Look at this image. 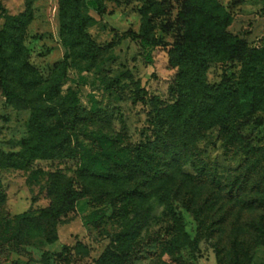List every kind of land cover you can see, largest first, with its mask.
Instances as JSON below:
<instances>
[{
  "label": "rangeland",
  "instance_id": "obj_1",
  "mask_svg": "<svg viewBox=\"0 0 264 264\" xmlns=\"http://www.w3.org/2000/svg\"><path fill=\"white\" fill-rule=\"evenodd\" d=\"M0 1L5 11L0 10V31L5 28L7 17L24 14L29 17L20 30L23 48L20 54L32 67L35 78L43 80L37 90L54 87L53 77H61L48 105L58 109L74 93L80 111L87 117L70 132L72 146L78 149L76 158L37 160L22 169L1 171L0 193L5 202L0 203V264H97L109 252L117 255L112 264H158L159 255L166 264H218L213 247L217 239L203 240L199 250L194 251L198 225L177 200L167 196L159 203V198L137 196L131 201L119 197V184L102 177L109 163L126 162L132 149L154 139L159 123L157 108L175 104L182 89L188 92L189 87L182 86L179 80L178 68L169 63V49L182 42L186 32L179 16L185 0H105L103 16L90 10L97 24L87 32L104 50L103 59L92 68L83 63L70 66V61L65 60L59 0ZM216 1L230 15L226 33L242 41L245 48L244 54L236 59L210 63L205 83L212 94L239 91L243 102L246 98L242 75L247 55L264 49V0ZM149 7L157 41L150 59L135 37L141 30L143 12ZM263 66L264 61L248 74L250 86L258 82L257 72L264 73ZM93 106L97 107L99 117L91 119L89 112ZM29 123L30 113L10 106L0 87V148L8 153L20 150L29 138ZM227 127L251 145L264 148L263 110L242 107ZM218 133V130L213 133L215 140L201 143L203 157L220 171L233 172L242 165L244 157L219 140ZM90 161L97 169L90 174L92 177L82 171ZM83 189L87 198L77 202L75 211L65 218L55 244L49 245L42 239L26 243L23 237L16 236L20 215L30 211L37 215ZM160 191V196L167 193V186L163 185ZM106 205H110V210L99 223L84 224L83 216ZM253 216L246 212L243 220L249 221ZM227 232L229 237L230 228ZM164 243L180 247L174 260L164 254ZM227 244L230 248V240ZM228 260L229 257L226 264ZM240 262L249 263L243 256ZM251 264H264L261 240Z\"/></svg>",
  "mask_w": 264,
  "mask_h": 264
},
{
  "label": "trees",
  "instance_id": "obj_2",
  "mask_svg": "<svg viewBox=\"0 0 264 264\" xmlns=\"http://www.w3.org/2000/svg\"><path fill=\"white\" fill-rule=\"evenodd\" d=\"M104 1L59 0L60 38L66 49L65 60L70 61V66L83 63L92 68L103 59L104 50L87 30L97 24L90 10L103 16ZM0 10L5 12L1 1ZM149 10L152 7L143 12L140 33L135 35L148 59L151 50L157 46ZM179 16L186 32L182 42L169 49V63L178 68L179 80L182 86L189 87L188 92L184 93L182 89L175 104L166 109L157 108L159 123L154 139L132 149L126 162L114 160L109 163L102 177L119 184V197L131 201L140 196L159 198V203H163L165 197L171 196L197 222L194 251L199 250L203 240L217 239L213 247L218 264H226L228 257V264H241V256L249 262L245 264H251L254 250L259 247L260 240L264 242V148L251 145L227 125L237 118L242 107L264 111V73L257 72L258 82L251 86L247 78L256 65L264 61V49L247 55L242 75L246 98L243 102L239 91L212 94L205 83L208 65L240 57L244 54V43L226 33L230 15L216 0H185ZM26 18H29L27 14L7 17L5 28L0 31L3 97L15 110L30 113L29 138L22 148L12 153L0 148V174L3 169H22L37 160L76 158L78 149L72 146L70 132L79 121L87 118L80 111L79 99L74 93H70L68 101L60 104L58 109L48 105L60 76L53 77L54 87L37 90L43 80L35 78L32 67L20 54L23 49L20 30L26 24ZM44 96L48 99L44 100ZM89 114L91 119L98 118L97 107L93 106ZM217 130L219 140L244 157L242 165L233 172L224 173L203 157L201 143L215 140L213 133ZM85 152L88 153V149ZM82 171L91 176L97 169L90 161ZM163 185L167 186V193L160 196ZM86 198L83 189L63 198L56 207L42 209L37 215L31 211L20 215L16 236L23 237L26 243L42 239L49 245L55 244L65 218L75 211L77 202ZM3 202L4 196L0 193V203ZM109 210L110 205H106L83 216L82 220L86 226L97 224ZM246 212L254 215L249 221L243 220ZM229 228L231 237H227ZM227 240H230V248ZM162 249L172 260L180 251L175 243H164ZM115 256L111 252L105 253L97 264H112L116 262ZM157 261L166 264L161 261V255Z\"/></svg>",
  "mask_w": 264,
  "mask_h": 264
}]
</instances>
